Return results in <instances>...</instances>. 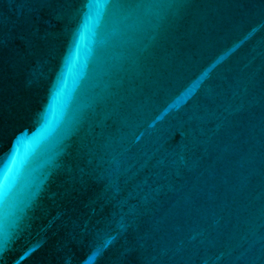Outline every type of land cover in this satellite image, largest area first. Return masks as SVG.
Returning <instances> with one entry per match:
<instances>
[{
    "label": "water",
    "instance_id": "obj_1",
    "mask_svg": "<svg viewBox=\"0 0 264 264\" xmlns=\"http://www.w3.org/2000/svg\"><path fill=\"white\" fill-rule=\"evenodd\" d=\"M0 264H264V0H0Z\"/></svg>",
    "mask_w": 264,
    "mask_h": 264
}]
</instances>
